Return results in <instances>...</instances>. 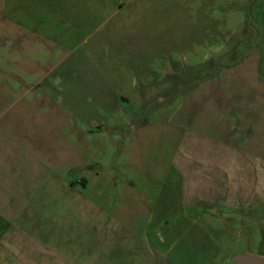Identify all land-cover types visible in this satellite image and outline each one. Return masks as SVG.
<instances>
[{"label":"crops","instance_id":"1","mask_svg":"<svg viewBox=\"0 0 264 264\" xmlns=\"http://www.w3.org/2000/svg\"><path fill=\"white\" fill-rule=\"evenodd\" d=\"M0 30V76L25 90L12 105L37 119L21 153L44 154L42 169L67 190L107 168L89 145L97 135L118 136L120 169L136 171L137 158L122 159L128 136L166 125L178 137L161 193L145 214L130 210L131 224L124 203H106L124 194L0 196V264L264 258L224 252L264 227V0H0ZM13 136L0 131L7 150ZM133 176L113 179L132 188Z\"/></svg>","mask_w":264,"mask_h":264},{"label":"rangeland","instance_id":"2","mask_svg":"<svg viewBox=\"0 0 264 264\" xmlns=\"http://www.w3.org/2000/svg\"><path fill=\"white\" fill-rule=\"evenodd\" d=\"M0 56L5 55L0 54ZM3 59L6 60V57ZM1 77L2 76H0V131L9 130L12 136L14 135V147L7 150L6 147L8 145L6 144V139L0 137V196H4L7 193L26 194L44 191L50 194L56 192L71 193L78 191L83 192L88 196H92V198H96L103 193H112L114 196L124 194V196H127L125 197V201H118L115 199L114 201L111 200L106 203L107 205L109 204L111 208H114L118 203H124V208L128 210L126 216L128 224H131V221L135 220L131 215L130 210H133L135 207L140 209L141 207L144 214L149 210L163 189L162 181L164 179L166 167L171 163L174 157V148L177 144V136L173 140L172 137L167 138L166 130H164L166 125H162L164 129L159 130L158 133L152 132L150 134V132H148L144 137L130 138L128 136V138H126L132 142L131 145H126L128 155L124 156L123 154L122 159L127 163L136 160L137 158L138 163L143 167L140 171H136L132 168L120 169L121 162H119V154L120 149L122 151L124 146L123 144L118 143V136H115V134L104 136L97 135L94 142H89V145H92L94 148L95 160L98 161L101 166L108 165L107 168H97L96 171H94L95 175L90 171V177L88 178L90 184L87 187L78 185L74 190L71 188L67 190L65 185L61 186L58 181L54 182V179L52 180L48 177V174H46L48 173V170L46 172V170L42 169L40 161L44 159V154H25L26 159L24 160L21 150L23 146L25 149L28 148L27 144H29V142L27 141L29 140L23 136V131L26 129H35L33 123H35L37 119H34V121L32 118H28L29 114H23L22 101H20V104L12 105L13 101L22 99L25 90L19 88L13 82ZM25 116H27V118ZM162 126L159 128L161 129ZM37 128L41 127L38 126ZM11 143L12 142L8 143V147H11ZM129 146H131V148ZM2 148L4 149L2 150ZM13 153L15 158L14 166L11 170L14 172L12 174V179L15 183L10 185L5 183V180L8 178L6 170L7 158H11ZM23 161H25L24 165ZM124 170L127 175H134V187L130 188L123 184L119 185L113 179L115 175H118ZM150 173H152V177L150 176ZM96 174H100L101 180L96 178ZM21 181L25 182L20 183ZM51 181L53 183H50ZM46 182L47 185L43 184ZM140 219L144 226L149 217L144 215ZM251 226L252 227H250L249 231L244 229L245 234H241L237 241L234 240L236 241L234 246H231V243L224 246V252L226 255H232L246 250L251 251L254 254L264 255V227L259 225L258 222H255L254 225L251 224ZM230 229L234 231L233 229H235V225L232 224ZM226 236L231 237L230 233ZM184 240L186 242L187 237L184 238Z\"/></svg>","mask_w":264,"mask_h":264},{"label":"water","instance_id":"3","mask_svg":"<svg viewBox=\"0 0 264 264\" xmlns=\"http://www.w3.org/2000/svg\"><path fill=\"white\" fill-rule=\"evenodd\" d=\"M234 262L235 264H264V258L254 255H244L235 257Z\"/></svg>","mask_w":264,"mask_h":264}]
</instances>
